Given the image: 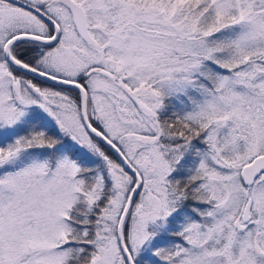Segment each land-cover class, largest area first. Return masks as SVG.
Here are the masks:
<instances>
[{"label":"snow or ice","instance_id":"snow-or-ice-1","mask_svg":"<svg viewBox=\"0 0 264 264\" xmlns=\"http://www.w3.org/2000/svg\"><path fill=\"white\" fill-rule=\"evenodd\" d=\"M0 264H264V0H0Z\"/></svg>","mask_w":264,"mask_h":264}]
</instances>
